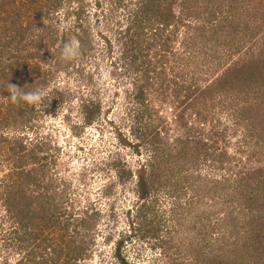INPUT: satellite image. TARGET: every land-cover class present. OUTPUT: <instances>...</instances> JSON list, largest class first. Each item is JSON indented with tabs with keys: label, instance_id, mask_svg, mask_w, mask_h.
Returning a JSON list of instances; mask_svg holds the SVG:
<instances>
[{
	"label": "rangeland",
	"instance_id": "1",
	"mask_svg": "<svg viewBox=\"0 0 264 264\" xmlns=\"http://www.w3.org/2000/svg\"><path fill=\"white\" fill-rule=\"evenodd\" d=\"M167 1L175 17L169 16L172 26L166 27L175 32L173 48L187 59L189 76L177 77L174 71L182 63L170 56L167 68L175 83L160 89L154 80L144 94L148 110L135 96L137 72L127 71L121 56L136 0H62L45 8L46 14L42 11L41 24H52L55 30L65 26L68 40L62 30L55 34L52 53H45L42 74L33 82L14 76L13 85L21 91L46 94L23 114L11 112L1 127L0 135L10 137L7 150L13 147L25 156L17 162L23 169L14 171L17 178L11 183L7 171L14 166L12 157L7 150L0 153V184L8 182L0 189V237L5 229H48L57 206L76 219L71 233L83 248L80 264L115 263L119 241H124L123 253L131 264H264V0H202L200 11L205 5L218 11L215 27L209 23L205 37L195 16L185 15L182 0ZM48 14L51 20L45 18ZM179 17L187 20L185 29L177 23ZM158 26L168 33L163 24ZM33 31L39 33L29 28L28 39ZM105 37L112 40L113 52ZM17 39H10L14 46L34 49L28 40ZM185 42L190 47L186 51ZM66 44L78 46L73 59L62 56ZM51 68L56 70L48 73ZM209 83L215 85L207 99L197 85ZM154 125L172 152L160 159L157 171L151 173L150 167L142 222L153 234L129 238L128 211L139 200L133 173L152 159L149 132ZM178 135L187 139L181 146L171 141ZM16 184L37 191L16 201L19 192L11 188ZM25 204L37 209L35 218L26 215ZM165 239L181 252L163 254L166 244L160 240ZM13 243L6 249L12 263L20 252L18 242Z\"/></svg>",
	"mask_w": 264,
	"mask_h": 264
},
{
	"label": "trees",
	"instance_id": "2",
	"mask_svg": "<svg viewBox=\"0 0 264 264\" xmlns=\"http://www.w3.org/2000/svg\"><path fill=\"white\" fill-rule=\"evenodd\" d=\"M50 1L51 3L49 4L51 5H49L44 0H28L30 7L29 9H26V7L29 5L24 0H0V43L5 41L6 36H8V39L0 49V56H2V58L0 57V131L2 130L1 127L6 123V121L10 119L11 112H14L15 115L16 112H18V115H20L23 114L27 106H29L27 104L26 106H20L19 104H14L10 101L9 84H14V76H24L28 79V82H33L36 76L40 77L42 74L43 70L41 67V63L45 60V53L46 56H48L49 53H52V41L55 40V34L62 30V36L64 35L63 39H65V42H67L68 40L66 31L63 30V28H66L65 26L60 27V29L59 27H57V30H55L52 24L48 27H46V23L41 24L43 20V18L41 17L43 14L42 11L44 10L46 14L47 12L45 8L49 6L50 8L53 6L55 8L62 2V0ZM136 1L137 6L133 9L132 17L128 21L129 23L127 25L126 34L128 35V37L121 43V45H123L121 49V56L124 59V64L127 68L126 70L129 71L128 69H131L137 72L139 83H136L137 79L135 80V83L132 82L135 87V96L140 103L142 102L141 105H144L143 107L148 110L149 108L146 104L148 99L144 100V94L148 90V86L152 85L154 80H156L158 88L160 89L171 88V84L175 83V81L171 79L170 74L172 73L169 72V67L167 68V65L171 63V61H169L170 56L178 58V63H182V66L178 67V69L174 71V73L177 74V77L189 76L187 74L188 72H186L185 70V68L188 66V61L185 56L180 55V52L177 53V51L174 50L173 40L175 32H169V28L166 27L167 25H170V27L172 26V20L168 19L169 16L175 17V14L172 12L174 11V8L169 11L167 10V3L169 4V6L170 3L167 0ZM201 1L202 0H182L181 3L183 9L186 11V16H195L196 22L199 23L197 27L201 29L202 32L201 36L205 37L206 31H210L211 28L214 29V21H216L218 18V11L217 8L211 5L203 6L204 10L200 11ZM43 5L44 9L42 8ZM101 5V2L98 1V6L100 7ZM12 9H14V11L16 12L13 13L11 11ZM45 18H49L51 20L53 16L50 17V15L48 14L47 16H45ZM19 21L22 22V25H20L21 22ZM184 21L187 20H185V18L183 17H179L177 19V23L180 25H182ZM159 23L165 26V31H168V33L165 34L164 30H160L161 28L158 26ZM209 23H211L212 25H210L211 28L207 30V28L209 27ZM42 25L43 27H41ZM182 27L185 29L186 23L183 24ZM29 28L37 29L39 33L33 31L34 34L30 35V39H28V37L26 36V32ZM96 28H100V25H97ZM16 37L18 38L17 40L20 39V41L22 40V38L26 39V41L28 40L27 45L33 47L36 50L30 48L29 51L26 48L21 49V47L14 46L12 41ZM148 38L151 40V42L149 43ZM104 41L106 42V46L107 48H109V51L113 52L114 46L112 44V40L108 37H105ZM78 44L79 46L81 45V40L78 41ZM156 45L159 46L157 47V50L153 51L154 54L152 55L149 53V55H147L146 52H150ZM188 48L190 47H187L185 42V51ZM41 50L43 51L41 52ZM5 53H8L9 56L4 57ZM148 56L149 58H151L149 62H147L145 59ZM50 64L52 65V63ZM56 68H51V70H48L47 72L52 73L56 70ZM32 74H35V76H32ZM46 75L47 74L43 72V76L45 78ZM192 77V81L196 79L195 76ZM214 85L215 84H210L203 87L197 85V87L200 88V92L203 93V97L208 99V97L210 96L209 93L212 94ZM182 87H184V90L190 88V86L187 85H183ZM155 91H157V89ZM86 108L92 111V105L87 104ZM98 109L99 107H96V110ZM149 133L152 138L151 142L153 147L151 149L152 152L150 154V151L148 152V158L152 159H147V163L143 161L138 170L133 173V179H135V185L137 188L134 194L139 200L136 202V205L128 211V215L130 216V234L128 235L129 238L134 236L141 238L144 233L148 235L153 234L150 230L151 226L147 227V223L143 224L142 222L144 219V209L146 207V203H144V200L147 199L148 196H150V167H152L151 173L154 170L157 171L160 159L162 161L165 157L167 158L168 155L172 152V145H167L165 144V142H163L162 136L164 135V133L161 132L159 126L157 127L154 125ZM4 135L5 134L0 135V153L4 150H7L8 146L6 144L10 139V137H5ZM179 135L172 137L171 141H175V143L181 146L185 143V141H187V139H185L186 137H184L183 135L182 137H179ZM135 149L138 153H140V144L135 143ZM7 151L10 153L13 163L12 165H14L11 171H7L9 173L11 183H13L15 182V178H17L14 171L23 169L22 167H18L17 162L19 163L21 159L24 158L25 154L21 153L13 147H9ZM185 153L186 152H181L180 157H186L187 154ZM13 156H15V159L13 158ZM167 161L169 160L167 159ZM153 176H155V174L152 175V178ZM230 179L231 178H228L227 180L225 179V181L230 182ZM7 183L8 182H6L5 180H2L0 189L2 187H5ZM11 188H16V190H18L19 192L17 196L14 195V200H21L22 202L29 198L28 195L30 196L33 194V192L37 191L35 189L31 192L29 191L30 188L28 186H19L17 184L13 185ZM2 198L3 196L1 195L0 200ZM47 203V206L51 208L52 206H49L48 200ZM8 205L10 206V203H8ZM3 207H5L7 212H13L5 205H3ZM24 208H26L24 209V211L27 212V216L29 215V213L33 214L32 218H35L37 216V209L32 210V206L30 204H25ZM42 209L46 210L45 207H42ZM51 212H53L51 217L53 219V222H48L46 224L48 226V229H42V227L39 226L38 229L36 228V230L30 232H28L27 229L21 231L19 228H15L16 231H14L15 229H12V231L10 229V231L6 229L4 230V237H0V264H80V262L78 261V256L83 248L78 244L77 237L71 233V221H76V219H73L74 215L68 214L67 212H59L57 206H55V208L52 209ZM134 212H136V214ZM56 227L59 230V232L57 233L58 235L54 234V229ZM77 236H80V234L78 233ZM9 241H17L20 248V252H18V259H16L14 263H12L13 260H11V258H9L6 253V249H8L9 246L14 245L13 242ZM160 241L162 244H166L163 254H166L172 249H174V251L178 250V252H181L180 247H178V245L176 244L174 246V243L169 242V239ZM123 244L124 241H119L117 244L115 243V263L111 262L110 264H131L129 261V257L125 256L123 253ZM171 252L172 254H175V252ZM174 259L176 261L178 260L176 258Z\"/></svg>",
	"mask_w": 264,
	"mask_h": 264
},
{
	"label": "clouds",
	"instance_id": "3",
	"mask_svg": "<svg viewBox=\"0 0 264 264\" xmlns=\"http://www.w3.org/2000/svg\"><path fill=\"white\" fill-rule=\"evenodd\" d=\"M78 46L75 44H66L62 50V56L65 59H73L78 55ZM23 88H19L15 85L9 84V99L12 103H24L27 105L39 104L44 96L45 92L39 89L35 91H21Z\"/></svg>",
	"mask_w": 264,
	"mask_h": 264
}]
</instances>
